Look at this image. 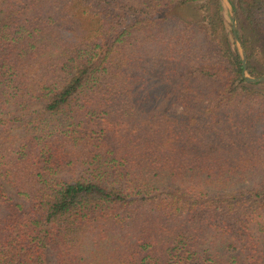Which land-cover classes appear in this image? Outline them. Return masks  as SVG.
<instances>
[{
  "label": "trees",
  "instance_id": "obj_1",
  "mask_svg": "<svg viewBox=\"0 0 264 264\" xmlns=\"http://www.w3.org/2000/svg\"><path fill=\"white\" fill-rule=\"evenodd\" d=\"M229 2L260 78L264 0ZM228 19L0 0V264H264V81Z\"/></svg>",
  "mask_w": 264,
  "mask_h": 264
},
{
  "label": "water",
  "instance_id": "obj_2",
  "mask_svg": "<svg viewBox=\"0 0 264 264\" xmlns=\"http://www.w3.org/2000/svg\"><path fill=\"white\" fill-rule=\"evenodd\" d=\"M222 1H223V4L227 5V7H228V9H229V11L231 12V15H232L233 34H234V38H235L236 44L238 45V49H239V51L241 53V56H242V59H243V66H244V74H243V77L249 83L263 82L264 81V76H262L260 78H253V77H250V76L247 75V73H246L247 65H246L245 51L242 48V46H241V44H240V42H239V40L237 38V35H236L235 12L233 11V7L230 4L229 0H222Z\"/></svg>",
  "mask_w": 264,
  "mask_h": 264
},
{
  "label": "rangeland",
  "instance_id": "obj_3",
  "mask_svg": "<svg viewBox=\"0 0 264 264\" xmlns=\"http://www.w3.org/2000/svg\"><path fill=\"white\" fill-rule=\"evenodd\" d=\"M224 5H225V4H224ZM225 10H226V13H227L228 18H229V19H228V24L230 23V25H231V29H232V31H233L232 15H231V12L229 11L227 5H225ZM233 11L235 12L236 31H238V29H239V21H238V18H237V13H236V11L234 10V8H233ZM236 45H237V44H236ZM237 48H238V45H237ZM50 260H51V258H50ZM50 264H53V260H52V262H50Z\"/></svg>",
  "mask_w": 264,
  "mask_h": 264
}]
</instances>
